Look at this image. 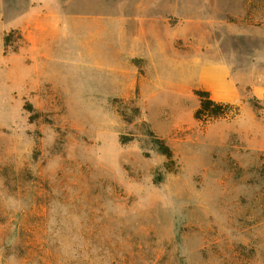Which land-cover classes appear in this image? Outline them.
<instances>
[{"label": "rangeland", "instance_id": "1", "mask_svg": "<svg viewBox=\"0 0 264 264\" xmlns=\"http://www.w3.org/2000/svg\"><path fill=\"white\" fill-rule=\"evenodd\" d=\"M45 1L49 37L12 29ZM148 14L218 31L236 80L264 73V0H0V264H264V85L197 120L226 69L170 52L124 96L140 63L95 48Z\"/></svg>", "mask_w": 264, "mask_h": 264}, {"label": "crops", "instance_id": "2", "mask_svg": "<svg viewBox=\"0 0 264 264\" xmlns=\"http://www.w3.org/2000/svg\"><path fill=\"white\" fill-rule=\"evenodd\" d=\"M49 2H41L32 5L27 10L15 14L18 23L12 29H18L22 32L23 36L26 38L33 37H49L48 31L53 28V11ZM74 16V15H73ZM72 16L71 20L75 21ZM193 21V20H192ZM116 23V22H115ZM118 24V23H116ZM116 24H114L116 26ZM186 26H191L193 28L183 30L180 28L178 36L175 35V31L171 30L170 24L164 17H158L156 15L148 14L145 18H140L138 33L132 34L129 44L123 43V31L118 29L114 31V41L109 42L107 40L101 41L100 45L97 46L100 51H106L107 53L115 54V58L123 62L124 58L126 60H135L140 63V65L130 64L133 69L132 76L134 78V84L130 85V89H126L127 92L123 93L124 96H132L134 93H138L140 96H145L148 82L147 76L151 70L158 68L157 61L159 58L165 57L170 52L176 53L183 57H195V55L204 54L210 50L218 51L220 57L215 59L222 68L226 69V75L222 77L219 86L216 89L209 90L211 98L219 103H230L234 101L235 96H243L244 88L240 89L239 84L243 87L257 86L263 87L264 85V73L261 74L260 70H257V76L254 78L252 76H243L244 74H239V79H235V71L233 64V56L228 60V56L220 50V45L218 40H211V37L216 36L218 31L214 29H201L198 22H187ZM73 26V25H72ZM69 25L72 30V36H77L75 29ZM185 26V27H186ZM104 37V34H100ZM173 37V38H172ZM177 37V38H176ZM191 37L202 38L191 40ZM32 41V39H30ZM205 42V44H203ZM179 43V47L178 44ZM203 44V45H201ZM35 46L36 49L42 51L45 50V46H38L32 44L27 50L21 51L20 54L30 53L31 49ZM200 47L206 48V51H200ZM80 50V48H78ZM83 52L93 50L92 47L87 45H82ZM126 53V54H125ZM128 53V54H127ZM127 55V56H126ZM30 56L25 59L28 62ZM228 58V59H226ZM255 74V75H256ZM35 94H40L42 92L35 91ZM30 93L29 95H31Z\"/></svg>", "mask_w": 264, "mask_h": 264}, {"label": "trees", "instance_id": "3", "mask_svg": "<svg viewBox=\"0 0 264 264\" xmlns=\"http://www.w3.org/2000/svg\"><path fill=\"white\" fill-rule=\"evenodd\" d=\"M6 46H8L9 36L6 38ZM196 95L200 99V107L196 111L195 117L197 120L203 121L207 120V118H220L225 115L226 109H234L236 115L239 114V109L231 104L219 103L214 101L211 98V95L208 91L198 90L196 91ZM159 145V149L163 155L167 156V158L172 162L173 160V152L168 147L165 146L161 141L157 140Z\"/></svg>", "mask_w": 264, "mask_h": 264}]
</instances>
